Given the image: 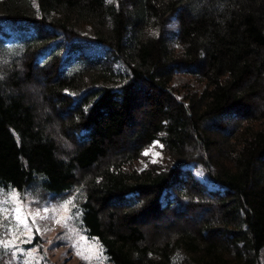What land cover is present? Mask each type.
I'll return each mask as SVG.
<instances>
[{
    "label": "trees",
    "instance_id": "trees-1",
    "mask_svg": "<svg viewBox=\"0 0 264 264\" xmlns=\"http://www.w3.org/2000/svg\"><path fill=\"white\" fill-rule=\"evenodd\" d=\"M31 184L105 264H264V0H0V186Z\"/></svg>",
    "mask_w": 264,
    "mask_h": 264
},
{
    "label": "rangeland",
    "instance_id": "rangeland-1",
    "mask_svg": "<svg viewBox=\"0 0 264 264\" xmlns=\"http://www.w3.org/2000/svg\"><path fill=\"white\" fill-rule=\"evenodd\" d=\"M171 25L176 23L173 21ZM173 85L180 89L179 97L202 87L180 72L176 73ZM28 87L37 88L33 84ZM56 138L62 147L72 150L73 144L64 141L59 133ZM168 159L163 143L156 140L145 147L134 166L144 169L152 164L164 165ZM78 198V191L52 195L37 184H31L23 192L0 186V248L8 255L7 264L107 263L101 243L88 235L82 225ZM17 208L21 209L19 215L15 212ZM166 214L167 219L175 217L171 211ZM191 215H185L188 221L195 219ZM262 255L264 262V252Z\"/></svg>",
    "mask_w": 264,
    "mask_h": 264
},
{
    "label": "snow or ice",
    "instance_id": "snow-or-ice-1",
    "mask_svg": "<svg viewBox=\"0 0 264 264\" xmlns=\"http://www.w3.org/2000/svg\"><path fill=\"white\" fill-rule=\"evenodd\" d=\"M20 211H21V209H19V208L15 209V212H16L17 215H19ZM18 223H19V220H18ZM3 247H5V248L8 247V244L5 242L3 244Z\"/></svg>",
    "mask_w": 264,
    "mask_h": 264
}]
</instances>
